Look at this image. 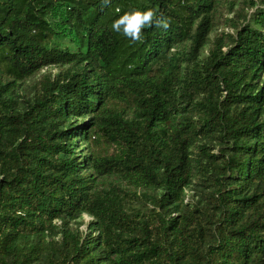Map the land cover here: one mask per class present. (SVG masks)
<instances>
[{"label":"trees","instance_id":"1","mask_svg":"<svg viewBox=\"0 0 264 264\" xmlns=\"http://www.w3.org/2000/svg\"><path fill=\"white\" fill-rule=\"evenodd\" d=\"M241 1L0 0V264H264V0ZM149 8L167 31H112Z\"/></svg>","mask_w":264,"mask_h":264},{"label":"clouds","instance_id":"2","mask_svg":"<svg viewBox=\"0 0 264 264\" xmlns=\"http://www.w3.org/2000/svg\"><path fill=\"white\" fill-rule=\"evenodd\" d=\"M110 3L111 0H103L104 5ZM151 27L167 31L170 28V19L158 14L155 9L149 8L144 11L134 9L125 12L111 24L112 31L128 38L131 43H143V30Z\"/></svg>","mask_w":264,"mask_h":264},{"label":"rangeland","instance_id":"3","mask_svg":"<svg viewBox=\"0 0 264 264\" xmlns=\"http://www.w3.org/2000/svg\"><path fill=\"white\" fill-rule=\"evenodd\" d=\"M241 6H243L241 0H223V2H221V4H220L219 9H220L221 14H223V18H225L226 16L231 17L233 15V12H230L231 8H233L235 11V9H238ZM252 11H253V9H249L250 13ZM222 28H225V27L220 26L219 29H217L216 31L213 32L212 36H214ZM225 30H230V29L225 28ZM53 71H55V69H53ZM93 148L96 152H98L100 154H110L113 151V147L110 146L109 144H107V142H105V140L102 137L98 138L97 142L94 143ZM89 219H90V217L85 216V220H89Z\"/></svg>","mask_w":264,"mask_h":264}]
</instances>
